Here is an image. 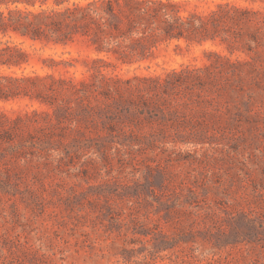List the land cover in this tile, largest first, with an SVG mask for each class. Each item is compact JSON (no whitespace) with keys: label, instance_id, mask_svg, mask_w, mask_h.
<instances>
[{"label":"rangeland","instance_id":"1","mask_svg":"<svg viewBox=\"0 0 264 264\" xmlns=\"http://www.w3.org/2000/svg\"><path fill=\"white\" fill-rule=\"evenodd\" d=\"M177 1L254 21L131 64L25 40L0 68L80 89L0 97V264H264V0Z\"/></svg>","mask_w":264,"mask_h":264},{"label":"trees","instance_id":"2","mask_svg":"<svg viewBox=\"0 0 264 264\" xmlns=\"http://www.w3.org/2000/svg\"><path fill=\"white\" fill-rule=\"evenodd\" d=\"M232 9L222 4L220 9L203 15L184 13L182 3L177 0H0V68L21 67L30 61L31 52L24 45L25 40L67 44L79 36L99 53L112 54L122 63L142 62L152 58L166 41L215 39L223 20L254 21L250 11ZM239 12L244 16H238ZM99 60L102 66H116ZM93 67L101 70V65ZM46 78L39 74L17 76L0 72V97L34 96L69 88L65 87L66 80L52 78L47 82ZM68 82L70 91L80 90L75 82Z\"/></svg>","mask_w":264,"mask_h":264}]
</instances>
